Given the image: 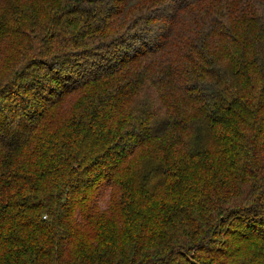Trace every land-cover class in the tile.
<instances>
[{"label": "trees", "instance_id": "16d2710c", "mask_svg": "<svg viewBox=\"0 0 264 264\" xmlns=\"http://www.w3.org/2000/svg\"><path fill=\"white\" fill-rule=\"evenodd\" d=\"M10 1L0 264H264V45L180 38L194 0Z\"/></svg>", "mask_w": 264, "mask_h": 264}, {"label": "rangeland", "instance_id": "374dc122", "mask_svg": "<svg viewBox=\"0 0 264 264\" xmlns=\"http://www.w3.org/2000/svg\"><path fill=\"white\" fill-rule=\"evenodd\" d=\"M27 2H39V0H11L8 5L13 6L16 4H24ZM193 8L187 10L183 15L179 24L180 26V38H186L192 33V22L197 20L198 22H206L210 15H220L227 12L228 20L236 21V23H228V28L234 32V38L242 40L248 44L250 42L254 47L260 48L264 45V0H194L192 1ZM215 28V25H213ZM218 27H216L217 29ZM236 28V29H233ZM240 33V35H239ZM203 35V34H202ZM202 35L200 38H202ZM21 33L14 36V40L19 44ZM222 38V37H221ZM18 39V40H16ZM208 45L211 52L220 53L224 47L220 40H217V36H211ZM240 46H237L234 50L239 51ZM215 54V53H214ZM214 56V55H213ZM193 57L197 58V54H193ZM224 55H219V61L223 59ZM214 58L217 60V55ZM18 54L11 47H7L3 60L0 62V84L8 80L14 71L19 67ZM196 60V59H195ZM63 113L60 112V114ZM50 116V115H49ZM58 117H51L49 120V126L54 125L59 121ZM145 154H142L143 157ZM140 156L138 152L132 160L135 161ZM109 192L102 198L101 204L108 200Z\"/></svg>", "mask_w": 264, "mask_h": 264}]
</instances>
